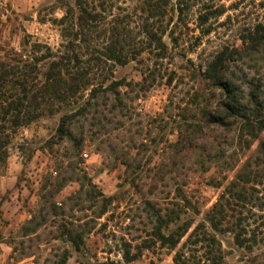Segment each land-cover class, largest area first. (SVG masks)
I'll return each instance as SVG.
<instances>
[{
  "label": "rangeland",
  "instance_id": "obj_1",
  "mask_svg": "<svg viewBox=\"0 0 264 264\" xmlns=\"http://www.w3.org/2000/svg\"><path fill=\"white\" fill-rule=\"evenodd\" d=\"M84 1L101 17V31L93 34L91 43L95 50L106 43L114 22L132 33L133 43H146L141 7L147 0ZM78 2L0 0V62L23 50H37L34 44L53 53L65 50L69 41L64 30L72 29L71 16L63 24L59 21L68 6L75 13ZM153 2L166 12L148 21L157 31V43L151 48L146 45L134 61L112 68V80L121 84L127 109L116 115L102 109L95 119L90 116L76 125L81 156L69 142L53 144L62 111L45 115L12 135L8 157L0 166V264H56L64 250L70 253L66 264H175L177 253L188 264H213L207 259L206 244L186 242L198 225L215 239L217 260L220 256L216 264H264V241L251 249L238 247L231 233L215 232L206 221L223 188L244 171L243 166L248 163L254 170L264 131L246 144L250 138L241 139L238 130L204 129L201 135H193L185 127V123L207 120L216 111L220 95L207 87L201 73L224 47L234 56L242 49L241 38L247 30L264 23V0ZM201 14L208 17L204 26L199 25ZM203 30L209 33L202 35ZM261 58L264 55L247 60L249 68L244 64L243 70L249 76L264 75ZM240 66L233 68L238 71ZM144 78L149 87L145 92L134 86ZM181 134H190V142L180 143ZM214 153L223 157L210 161L207 155ZM50 180L63 182L53 201L72 209L76 224L93 219L102 209L101 198L91 200L90 192L110 200L104 215L90 224L93 230L79 253L59 237V219L36 235L20 236L19 228L37 211L41 188ZM256 188L253 195L259 200L254 199L248 209L236 208L242 216L254 218L248 210L264 216V185ZM178 189L187 204L177 198ZM177 204L180 220L165 233L183 224L190 229L175 249L161 247L153 236V215L159 208L176 209ZM262 231L258 240L264 236ZM126 252L132 261L125 259Z\"/></svg>",
  "mask_w": 264,
  "mask_h": 264
},
{
  "label": "trees",
  "instance_id": "obj_2",
  "mask_svg": "<svg viewBox=\"0 0 264 264\" xmlns=\"http://www.w3.org/2000/svg\"><path fill=\"white\" fill-rule=\"evenodd\" d=\"M75 9L74 13L73 8L68 6L65 16L59 21L63 24L71 16L72 29L64 30L69 41L65 50L53 53L49 49L40 50L41 46L34 44L37 50H23L22 53H15L0 62V166L5 164L8 144L19 128L26 127L45 115H53L60 111L63 113L56 130L57 141L53 144L69 142L78 156H81V141L74 132L76 125L81 122L83 124L90 116L91 120L95 119L96 115L101 114L102 109L108 108V112L115 115L122 114L127 109L120 90L121 84L112 80V68L134 61L145 52L146 45L151 48L157 43V31L153 30L148 21L157 16L163 17L166 13L164 6L153 0L143 2L141 13L145 14L146 43L143 41L133 43L132 33L121 27L120 23L114 22L108 30L106 43L102 44V48L95 50L91 43L94 41L93 34L101 31L99 24L101 17L94 12L95 9H89L84 0H79ZM178 9L180 12L183 11L179 5ZM207 21L206 14L199 16L200 26H204ZM106 33L107 31L104 32L105 35ZM201 33L206 35L209 31L203 30ZM162 34H165V30ZM241 41L243 47L235 56L229 52L228 47H224L207 62L201 78L207 87L219 93L220 99L216 111L210 118L202 120L203 122L185 123L186 128L192 129L190 134L192 132L193 135H201L204 129L213 131L216 128L227 129L229 132L238 130L241 139L245 136L250 138V142H246L250 144L258 139V133L264 131V75L249 76L242 68V65L247 64V60L253 62L255 57L264 55V23L256 24L247 30ZM137 44L141 45L140 48H137ZM82 46L86 50H76ZM261 60L264 62V58ZM237 63L241 64L239 72L233 68ZM262 71L264 74V66ZM146 80L144 78L143 83L134 86H139L140 91L145 92L149 88L144 84ZM79 100H82V103L79 104ZM76 104L78 106L75 109L69 110ZM189 135L181 134L180 143L190 142ZM177 146L178 144L175 145ZM49 149H52L51 145ZM257 151L254 170L249 169L250 164H245L244 171L223 188L218 200L206 214V221L212 230L231 233L235 244L246 249H251L259 241H264V236L258 240V235H261L264 229V216H258L248 210L250 217H254L249 218L242 216L236 209L239 206L248 209L247 206L254 199L259 200L254 197L253 192H257L256 186L264 185V143L258 145ZM222 157L218 153L207 155L210 161ZM49 182L47 186L41 188L37 211L19 228L20 236L27 238L36 235L41 228L49 223H57L54 221L59 219L61 222L58 225L59 237L73 251L79 253L86 237L93 230L90 224L94 218L98 219L104 215L110 200L98 192H90L91 200L98 201L101 198L102 209L94 214L93 219L76 224L78 220H73V210H67L62 204L53 201L63 182L53 183L51 180ZM48 187L52 189L46 191ZM177 198L187 204L179 189ZM176 206V209L159 208L153 215L156 221L153 236L161 247L175 249L190 229L183 224L178 225L175 231L165 233L171 224L180 220V208L178 204ZM186 242H190L191 245L206 244V248L209 249L207 259L213 264L220 259L218 256L217 260L215 254L217 252L215 239L205 231L203 225H198L188 234ZM69 258V251L64 250L56 264H66ZM125 259L132 261L133 258L126 252ZM174 262L189 263L182 259L179 253L176 254Z\"/></svg>",
  "mask_w": 264,
  "mask_h": 264
}]
</instances>
